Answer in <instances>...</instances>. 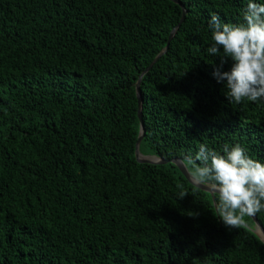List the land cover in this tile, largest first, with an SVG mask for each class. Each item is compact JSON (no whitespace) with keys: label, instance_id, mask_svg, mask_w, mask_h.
Masks as SVG:
<instances>
[{"label":"trees","instance_id":"obj_1","mask_svg":"<svg viewBox=\"0 0 264 264\" xmlns=\"http://www.w3.org/2000/svg\"><path fill=\"white\" fill-rule=\"evenodd\" d=\"M178 1L184 21L140 83L141 153L239 144L264 163V101L230 104L207 53L211 15L243 23L248 0ZM181 13L171 0H0V264H264L250 217L225 228L214 195L135 159V85Z\"/></svg>","mask_w":264,"mask_h":264},{"label":"clouds","instance_id":"obj_2","mask_svg":"<svg viewBox=\"0 0 264 264\" xmlns=\"http://www.w3.org/2000/svg\"><path fill=\"white\" fill-rule=\"evenodd\" d=\"M242 15L239 24L222 23L218 15H211L212 45L207 53L219 57L213 76L224 84L230 104L260 103L264 101V4L248 0ZM229 62L230 70L223 71ZM182 164L198 183L208 185L225 228H238L244 217L264 211V163L250 158L239 144L225 145L223 154L200 145L196 155H186ZM187 195L182 191L180 199Z\"/></svg>","mask_w":264,"mask_h":264},{"label":"water","instance_id":"obj_3","mask_svg":"<svg viewBox=\"0 0 264 264\" xmlns=\"http://www.w3.org/2000/svg\"><path fill=\"white\" fill-rule=\"evenodd\" d=\"M171 1L173 3L179 5L181 8L182 13H181L180 20L177 23V25L171 30V32L168 36L167 43H166L165 47L163 48V50L153 59V61L150 63V65L140 74V76L136 82V85H135V92H136V98H137V117H138V121H139V131H138V137H137L136 144H135L134 155H135L136 161L140 164H151V165H165L168 163L173 164L174 166H176V168L178 169L180 174L186 179V181H188L194 187H196V188H198L204 192H207L211 196H213L214 194L209 189L208 185L205 183H198L197 180L193 176L190 175V173L188 172V169L186 167H184V165L182 164V161L180 159L175 158V159L166 160V159H162L160 157H157L155 155L143 154V153H141V151L139 149L140 142L144 137V126H143V122H142V98H141V94H140L141 79H142L143 75L146 74L152 68V66L156 63V61L167 51L168 46H169V42L171 41V39L175 35V33L178 30L181 23L184 21V17H185L186 10H185L184 6L178 0H171ZM150 158H154L155 160H150ZM250 218H251V220L253 222V226H254L252 231L264 243V229H263V227L259 224V222L255 216L250 217Z\"/></svg>","mask_w":264,"mask_h":264},{"label":"rangeland","instance_id":"obj_4","mask_svg":"<svg viewBox=\"0 0 264 264\" xmlns=\"http://www.w3.org/2000/svg\"><path fill=\"white\" fill-rule=\"evenodd\" d=\"M188 172L190 173V175H191V176H193V177H194V175H193V174H192V173H191L189 170H188ZM194 178H195V177H194ZM195 179H196V178H195Z\"/></svg>","mask_w":264,"mask_h":264},{"label":"bare ground","instance_id":"obj_5","mask_svg":"<svg viewBox=\"0 0 264 264\" xmlns=\"http://www.w3.org/2000/svg\"><path fill=\"white\" fill-rule=\"evenodd\" d=\"M150 160H155L154 158H150Z\"/></svg>","mask_w":264,"mask_h":264}]
</instances>
